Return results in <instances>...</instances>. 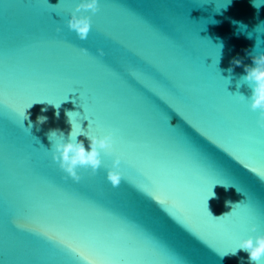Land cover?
<instances>
[{"label": "water", "instance_id": "95a60500", "mask_svg": "<svg viewBox=\"0 0 264 264\" xmlns=\"http://www.w3.org/2000/svg\"><path fill=\"white\" fill-rule=\"evenodd\" d=\"M82 2L0 0V264H254L264 128L239 93L264 0H98L85 40ZM66 111L73 139L112 133L78 180L52 157Z\"/></svg>", "mask_w": 264, "mask_h": 264}, {"label": "clouds", "instance_id": "9594fccd", "mask_svg": "<svg viewBox=\"0 0 264 264\" xmlns=\"http://www.w3.org/2000/svg\"><path fill=\"white\" fill-rule=\"evenodd\" d=\"M80 9H90L95 12L98 9V0H83L82 3L76 5L75 11L71 13L70 18L67 21L68 27L71 30H74L81 40H85L87 39L90 32L91 20L88 16L77 15ZM257 47L258 42H256L255 49ZM255 49L253 50V53H249L253 59L254 66L244 65L246 75L241 77V80L246 82L252 89L251 95L246 97L239 93V98L241 100H249L251 109L254 111L258 110L259 118L257 123L261 128H264V51L256 53ZM81 51L87 53L88 50L86 48H82ZM100 54L103 55L102 50H100ZM241 63L242 61L240 59L234 58L233 64L240 65ZM231 70L232 69L230 68L228 71L231 72ZM73 113V111H66L65 113V115L68 117V122L72 126V130L69 133L68 139H61L54 144L52 143L51 149L52 157L59 163L60 168L63 169L69 176L78 180V167L90 168L93 173L97 171L101 164L100 152L101 150H104L105 154H111L113 148V139L111 132L103 136H88L81 132L76 134L75 139H73ZM56 115L59 116L58 111ZM46 120L47 117H38V121L40 123H43ZM53 133L57 134V131H50L48 135ZM81 134L85 135L89 141L88 149L85 148L83 141L77 140V136ZM59 135L64 137L62 132L59 133ZM113 164L114 166H119V156L114 158ZM107 179L111 182L113 187H117L121 183L122 174L120 171L115 170V168L109 169L107 172ZM214 195V192L211 191V194L208 196V198L213 197ZM253 231H255V225H253ZM238 249L247 251L249 260L254 262V264H259L261 258L264 257V233L256 235L255 237L248 236L241 239L239 241L237 250ZM236 251L232 252V254H235Z\"/></svg>", "mask_w": 264, "mask_h": 264}, {"label": "snow or ice", "instance_id": "6c2138e0", "mask_svg": "<svg viewBox=\"0 0 264 264\" xmlns=\"http://www.w3.org/2000/svg\"><path fill=\"white\" fill-rule=\"evenodd\" d=\"M87 264H94V262L91 260V258H87Z\"/></svg>", "mask_w": 264, "mask_h": 264}]
</instances>
